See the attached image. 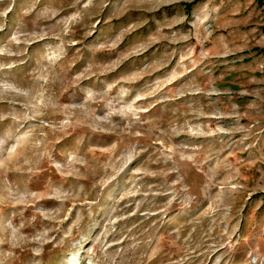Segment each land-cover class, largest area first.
Returning a JSON list of instances; mask_svg holds the SVG:
<instances>
[{
  "label": "rangeland",
  "instance_id": "1",
  "mask_svg": "<svg viewBox=\"0 0 264 264\" xmlns=\"http://www.w3.org/2000/svg\"><path fill=\"white\" fill-rule=\"evenodd\" d=\"M0 264H264V0H0Z\"/></svg>",
  "mask_w": 264,
  "mask_h": 264
}]
</instances>
